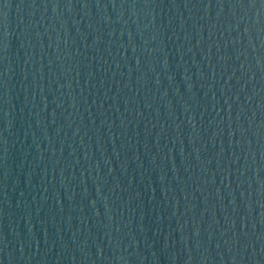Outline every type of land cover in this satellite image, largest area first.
<instances>
[{"label":"water","instance_id":"obj_1","mask_svg":"<svg viewBox=\"0 0 264 264\" xmlns=\"http://www.w3.org/2000/svg\"><path fill=\"white\" fill-rule=\"evenodd\" d=\"M0 264H264V0H0Z\"/></svg>","mask_w":264,"mask_h":264}]
</instances>
